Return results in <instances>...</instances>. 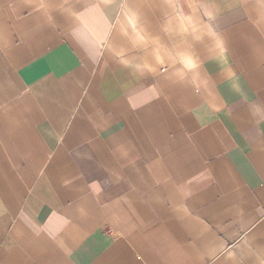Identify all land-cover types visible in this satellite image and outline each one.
<instances>
[{"label": "crops", "instance_id": "1", "mask_svg": "<svg viewBox=\"0 0 264 264\" xmlns=\"http://www.w3.org/2000/svg\"><path fill=\"white\" fill-rule=\"evenodd\" d=\"M0 264H264V0H0Z\"/></svg>", "mask_w": 264, "mask_h": 264}]
</instances>
